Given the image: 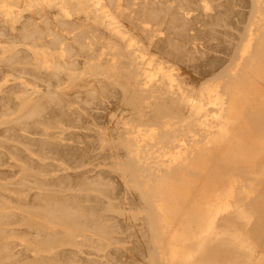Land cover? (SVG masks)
I'll use <instances>...</instances> for the list:
<instances>
[{"label": "bare ground", "instance_id": "bare-ground-1", "mask_svg": "<svg viewBox=\"0 0 264 264\" xmlns=\"http://www.w3.org/2000/svg\"><path fill=\"white\" fill-rule=\"evenodd\" d=\"M0 264H264V0H0Z\"/></svg>", "mask_w": 264, "mask_h": 264}, {"label": "rangeland", "instance_id": "rangeland-1", "mask_svg": "<svg viewBox=\"0 0 264 264\" xmlns=\"http://www.w3.org/2000/svg\"><path fill=\"white\" fill-rule=\"evenodd\" d=\"M180 229V228H179ZM185 232L187 230H191V231H195L197 232L196 228L195 227H191V228H186L184 229ZM164 246H167V248H169L170 250L171 249H174V251H178L180 252L181 250V247L184 246V243H183V239L179 236L177 237H174V239L172 241H168Z\"/></svg>", "mask_w": 264, "mask_h": 264}]
</instances>
